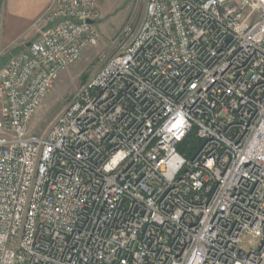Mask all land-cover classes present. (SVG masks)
<instances>
[{
	"label": "built area",
	"instance_id": "obj_1",
	"mask_svg": "<svg viewBox=\"0 0 264 264\" xmlns=\"http://www.w3.org/2000/svg\"><path fill=\"white\" fill-rule=\"evenodd\" d=\"M99 19L50 0L0 66V264H264V0H145L33 134Z\"/></svg>",
	"mask_w": 264,
	"mask_h": 264
},
{
	"label": "rangeland",
	"instance_id": "obj_2",
	"mask_svg": "<svg viewBox=\"0 0 264 264\" xmlns=\"http://www.w3.org/2000/svg\"><path fill=\"white\" fill-rule=\"evenodd\" d=\"M95 2L100 10L99 23L96 25L99 31L98 43L95 46H87L79 60L61 72L54 88L43 98L40 107L29 121L28 129L33 134L40 135L46 130L74 92L93 73L120 28L129 21L135 23L140 19L145 0H95ZM34 32L36 37V31ZM12 54L10 49L0 51V65ZM246 239H243V244L246 243Z\"/></svg>",
	"mask_w": 264,
	"mask_h": 264
},
{
	"label": "crops",
	"instance_id": "obj_3",
	"mask_svg": "<svg viewBox=\"0 0 264 264\" xmlns=\"http://www.w3.org/2000/svg\"><path fill=\"white\" fill-rule=\"evenodd\" d=\"M49 1H2L0 6V51L10 49L13 52L12 57L24 50L28 43L35 39V32L31 26L44 13Z\"/></svg>",
	"mask_w": 264,
	"mask_h": 264
},
{
	"label": "trees",
	"instance_id": "obj_4",
	"mask_svg": "<svg viewBox=\"0 0 264 264\" xmlns=\"http://www.w3.org/2000/svg\"><path fill=\"white\" fill-rule=\"evenodd\" d=\"M2 1L3 0H0V6H1ZM197 147H198V144L192 139V135H189L181 142V144L178 147V150L183 151V149H187L188 153H192L196 150Z\"/></svg>",
	"mask_w": 264,
	"mask_h": 264
}]
</instances>
